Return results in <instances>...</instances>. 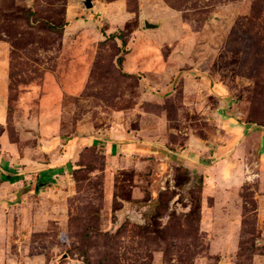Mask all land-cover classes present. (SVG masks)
Wrapping results in <instances>:
<instances>
[{
	"label": "rangeland",
	"instance_id": "obj_1",
	"mask_svg": "<svg viewBox=\"0 0 264 264\" xmlns=\"http://www.w3.org/2000/svg\"><path fill=\"white\" fill-rule=\"evenodd\" d=\"M84 2L0 0V264H264V0Z\"/></svg>",
	"mask_w": 264,
	"mask_h": 264
},
{
	"label": "crops",
	"instance_id": "obj_2",
	"mask_svg": "<svg viewBox=\"0 0 264 264\" xmlns=\"http://www.w3.org/2000/svg\"><path fill=\"white\" fill-rule=\"evenodd\" d=\"M231 120L230 119H228L226 122L227 123H229ZM232 126V130H233V133H232V136L234 135V137L235 136H238L239 134H241V131H243L242 130V128L241 127H239L238 126V124L236 123V124H232L231 125ZM248 129V128H247ZM84 140L86 141L87 140V138H83L82 139V137L81 136H77L76 138H72L71 139V141L69 142V143H65V148L64 149H66V151H64V153L63 154H60V155H58V156H56V158L54 159V161L53 162H51V164H49V166H43V167H46V168H41V170L42 171H45L46 169H56L57 167L58 168H60V167H64L65 165L63 164V161H64V157L65 156H67V158H66V161L64 162V163H66L67 162V159H70V157H71V155H70V152L72 151V150H74L73 148L76 146V144H78V142L79 143H83L84 142ZM92 140H94L95 141V143L97 144L96 145V147H103V148H105L106 149V151H108V153H112V152H115V150L114 151H112L111 150V148L112 147H114L115 145H117V150H116V152L117 151H122V149H124V148H126V149H128V148H130V147H132V149L133 148H135V149H141V150H143V151H145V149L143 148V147H145L144 145L143 146H141V144H138V147L136 146V143L135 142H129L128 143V141L125 139V140H110V138H104V137H102V138H99V137H97V138H92ZM133 144V145H132ZM112 151V152H111ZM137 151V153H138V150H136ZM50 153V152H49ZM58 159V160H57ZM44 169V170H43ZM19 171V170H18ZM20 172H17V173H15V174H12V175H14V176H19L20 174H19ZM58 175V173L56 172L55 174L53 173L50 177H48V178H44V176H42V174H40V176H38L41 180H53V179H55V177ZM36 184L37 183H33L31 186H34V188L36 187ZM29 187H30V185H29ZM21 191V190H20Z\"/></svg>",
	"mask_w": 264,
	"mask_h": 264
},
{
	"label": "water",
	"instance_id": "obj_3",
	"mask_svg": "<svg viewBox=\"0 0 264 264\" xmlns=\"http://www.w3.org/2000/svg\"><path fill=\"white\" fill-rule=\"evenodd\" d=\"M84 5H85V8H87V9L92 7L90 0H85ZM145 27L147 29H154L156 26L153 24H149V23L145 22Z\"/></svg>",
	"mask_w": 264,
	"mask_h": 264
}]
</instances>
